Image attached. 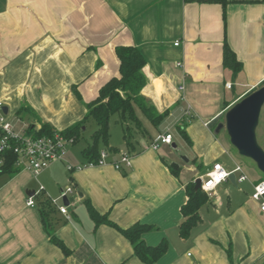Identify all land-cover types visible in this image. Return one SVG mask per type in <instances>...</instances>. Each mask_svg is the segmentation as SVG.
Wrapping results in <instances>:
<instances>
[{
	"label": "crops",
	"instance_id": "crops-1",
	"mask_svg": "<svg viewBox=\"0 0 264 264\" xmlns=\"http://www.w3.org/2000/svg\"><path fill=\"white\" fill-rule=\"evenodd\" d=\"M227 1L223 7L188 0H0V102L10 125L16 117L24 124L22 135L30 125L62 131L82 121L85 104L119 75L118 46L138 49L146 60L141 96L159 113L169 111L157 129L142 120L152 142H141L129 168L112 164L126 153L122 140L109 144L118 151L104 165L85 166L83 147L70 148L36 177L25 168L0 174V264H142L118 231L95 226L85 201L120 228L154 226L143 235L146 244L168 243L155 264H263L264 212L251 199L260 173L241 184L221 183L189 237L178 233L186 184L214 163L228 171L241 164L229 141L214 134L216 126L231 106L264 86V3ZM224 42L242 64L235 78L222 65ZM22 106L29 111L18 116ZM179 126L190 144L180 136L186 144L173 142ZM165 133L172 144L154 148ZM179 145L187 162L173 151ZM244 183L250 194L238 187ZM68 187L64 206L61 191ZM32 192L55 201L57 210L66 207L69 219L57 213L54 226L69 256L48 240ZM31 196L35 206L26 205Z\"/></svg>",
	"mask_w": 264,
	"mask_h": 264
},
{
	"label": "trees",
	"instance_id": "trees-1",
	"mask_svg": "<svg viewBox=\"0 0 264 264\" xmlns=\"http://www.w3.org/2000/svg\"><path fill=\"white\" fill-rule=\"evenodd\" d=\"M188 1L220 4L223 7L228 3L227 0ZM261 2L264 3V0H261ZM115 54L119 61V75L111 78L100 88L98 96L94 101L85 104L86 115L82 121L60 131L65 138L71 139L74 145L84 137L83 128L86 126L87 120H93L96 127L89 138L85 140V144L81 149V157L86 165L89 163L97 164L100 158V152L103 150L107 155L108 153H116L118 151L116 148H112L109 145L110 123L114 116H116L115 123L121 127L122 140L126 154L132 156L141 152L142 141L147 144L152 142V137L142 120L144 119L154 129H157L169 113L167 110L159 113L141 96V89L145 84L141 75V70L145 66L146 60L138 49L132 46H118L115 48ZM222 65L224 69L231 72L233 78H235L242 69L241 62L237 59L236 54L226 42L223 44ZM73 90L76 97L81 100L76 87H74ZM27 111H29L28 108L22 106L17 114L20 116ZM55 132H58V130L54 129L50 124L40 123L38 128L35 125H30L23 135L42 137L52 136ZM177 132L186 143H191L184 130V126L177 127ZM7 143L8 147L0 152V174L12 177L20 172V168L15 166L17 156L14 153V147L17 145L18 140L8 137ZM199 167L200 166H198V168ZM172 172L176 174L175 171L172 170ZM261 179L264 180V176H261ZM185 191L187 201L181 207L182 222L178 227V233L182 239H187L191 230L200 222L199 210L208 200L204 192L195 190L193 181L186 184ZM33 197L37 199L42 227L48 240L57 247L64 256H69L71 254L70 249L55 235L54 220L56 219V214L59 213L56 206L52 203V200L43 193L39 192ZM85 205L89 217L94 222L95 226L105 224L118 231L130 242L134 255L142 264H155L166 254L168 250V243L166 240H162L157 245L152 246L146 244L143 239L144 233L156 229L154 226L137 222L129 227L120 228L112 222L107 215H101L94 210L88 201H85ZM226 253L228 258H231V248L227 249Z\"/></svg>",
	"mask_w": 264,
	"mask_h": 264
},
{
	"label": "built area",
	"instance_id": "built-area-1",
	"mask_svg": "<svg viewBox=\"0 0 264 264\" xmlns=\"http://www.w3.org/2000/svg\"><path fill=\"white\" fill-rule=\"evenodd\" d=\"M178 43L175 44L177 46ZM231 84H226V88L230 89ZM183 89L182 87L180 88ZM3 108L4 105L0 102V152L8 147L7 138L11 137L18 140L17 145L14 147V153L17 156V161L15 166L17 168H25L32 172L36 177L42 171L47 169L49 165L55 161L62 160L64 153L67 150V146L72 145L73 141L71 139L65 138L60 131L55 132L52 136H42V137H32L15 134L12 126L6 119L3 118ZM189 115V112H185ZM158 143L170 146L172 144V136L169 133L160 135L156 142L153 143V147L157 148ZM106 152L103 150L100 152V158L97 164L89 163L85 166H100L106 163ZM113 167L116 170H123L124 168H129L130 156L126 153L120 156V160L116 161ZM71 169V167H69ZM230 174L235 175V181L238 184L245 182L248 177L244 172L243 166L239 163H235L234 169L232 171H227L219 163H214L207 174L201 179V191L204 192L208 198H210L214 190L223 182H226ZM72 192V187H68L66 190L61 191V199L67 198V195ZM35 195V194H34ZM251 199L260 205L261 212H264V180L257 182L253 186V192L251 194ZM52 203L56 206L55 201ZM27 206H35L33 197H28ZM60 214L64 215L66 219L67 216L66 207L61 206L58 208Z\"/></svg>",
	"mask_w": 264,
	"mask_h": 264
},
{
	"label": "water",
	"instance_id": "water-1",
	"mask_svg": "<svg viewBox=\"0 0 264 264\" xmlns=\"http://www.w3.org/2000/svg\"><path fill=\"white\" fill-rule=\"evenodd\" d=\"M263 107L264 86L231 106L224 115V123L217 126L214 134L218 135L222 129H225L229 143L236 150L238 156L251 160L258 172L264 176V151L259 146L256 135ZM3 114L7 115V108L5 107L3 108ZM183 160L187 162L186 158H183ZM171 167L177 169L176 164H172ZM235 179V175L230 174L227 180L236 185ZM194 187L195 190L201 191L200 178L194 181ZM34 194L32 192V196ZM62 202L64 206L69 205L68 198H63Z\"/></svg>",
	"mask_w": 264,
	"mask_h": 264
},
{
	"label": "rangeland",
	"instance_id": "rangeland-1",
	"mask_svg": "<svg viewBox=\"0 0 264 264\" xmlns=\"http://www.w3.org/2000/svg\"><path fill=\"white\" fill-rule=\"evenodd\" d=\"M3 118L6 119L7 116L4 115ZM115 119H116V116H114L111 119V124H110L111 129H110V140H109V144H111V145H113L115 147H118L116 145H118V144H120L122 142V135H121V127L117 123H115ZM221 123H224V117H223ZM221 123H219V124H221ZM92 125L93 126H96L95 123L93 122V120H90V123L87 126V130L83 134L84 137L79 142H77L76 144L69 145L66 148L67 149L75 148V150H80L84 146L85 140L89 138V136L91 135V133L93 131L92 128H91ZM11 126H12V129H13V131H14L15 134L21 135V132H22L21 131V128L24 126V124L21 123L17 117L15 119H13V123L11 124ZM217 126H216V128H217ZM171 133H172V135L174 137V140H173L174 143H176L177 145L178 144H181V143L183 144L184 141L179 137V135L176 132V130H172ZM218 135H219L218 136L219 138H222V139H225V140H228L229 141V138L227 136V133H226L225 129H222L219 132ZM256 135H257V142H258L259 146L262 148V150L264 151V108L262 109V112H261V115H260V120H259V124H258L257 130H256ZM231 150L235 154L236 159L243 166V169L246 172L249 180H251L252 177H254L255 175H260L259 172H258V170H257V168H256V166H255V164L251 160L246 159V158L239 157L238 154H237V152H236V150L233 147H231ZM173 151L176 154H178L179 157L186 158L187 159V156L184 154V150L181 148V145H179L177 147V149H175ZM224 169L227 170V171L229 170V168L226 167V166L224 167ZM247 184L248 183H244V184H242V185H240L238 187L240 189H245L247 187ZM228 186H229V188L230 187H233L234 190H236V188L234 186H231V185H228ZM66 189H64V190H66ZM245 191H246L245 193H249L246 189H245ZM224 199H227L226 195L224 196Z\"/></svg>",
	"mask_w": 264,
	"mask_h": 264
}]
</instances>
